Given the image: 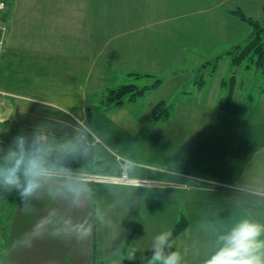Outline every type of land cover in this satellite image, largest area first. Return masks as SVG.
Here are the masks:
<instances>
[{"label": "crops", "instance_id": "1", "mask_svg": "<svg viewBox=\"0 0 264 264\" xmlns=\"http://www.w3.org/2000/svg\"><path fill=\"white\" fill-rule=\"evenodd\" d=\"M8 2V9L0 14V23L6 28L4 34L0 31V140L18 135L32 138L35 131L47 136L53 129L66 140L82 141L81 148L89 146L94 154H100L101 149L97 145L105 141L106 144L103 143L114 159V162L108 161L114 175L126 173L133 179L151 180L155 184L133 186L100 182V186H107L111 191H132L135 195H142V189H153L161 194L163 192L160 201L177 202L179 193L206 192L210 190L208 185L213 183L218 186L215 192L231 196L225 208L231 227L243 219L264 223V118L259 120L255 109H249L255 103L252 95L242 99L248 109L243 107L232 117L228 116L232 114L237 98H240L241 88L234 89L231 101L223 108H218L217 104L227 90L221 88L220 82L218 88H192L181 95L176 94L172 99L162 97L160 100H173V107L165 122L152 120L149 108L148 121L161 124L154 131L143 127L140 117L136 122L137 119L130 115L123 120L108 116L106 132L99 127L92 130L96 119L102 115L107 117L111 110L123 108L125 104L106 110L100 103L101 107L94 111L89 107L92 104L90 97L96 96L100 90L103 94L106 89L115 88L118 77L123 81L131 79L128 73L141 72L131 69L130 62L134 61L132 53L141 58L142 72H150L147 71L150 70L147 64L153 61L144 55L140 57L141 52H137L140 49L136 45H154L155 42L152 44L141 38L124 37L123 34L115 37L116 25L112 14L142 13V28H158L156 25L163 23L164 19L154 14L164 12L162 0ZM247 3L254 4L261 13L264 0H207L206 4L196 8L191 5L187 8L190 12H180L171 7L169 10L175 12H166L170 14L166 18H182L193 12L207 14L208 19L213 14L214 18H218V23L211 27L217 36L215 40L224 45L228 39L236 38L234 29L242 24L238 20L228 24L226 13L234 8L243 11ZM147 14L153 16L147 20ZM122 23L120 18L119 28L124 27ZM209 25L205 21L201 24L206 40L215 36L210 33L213 30H208ZM221 30L222 35H218ZM261 95L264 96V92ZM88 112L91 116L89 124H86ZM110 115L116 114L110 112ZM227 118H230V126L227 125ZM243 122L245 127L239 128L238 124ZM78 124L82 128H90L89 133ZM83 131L87 133L86 140L82 139ZM155 154L158 160H155ZM150 155L154 157V165H149L152 167L145 172L150 177L130 176V173L142 176V170H136L139 168H135L131 161H136L135 157H143L147 161ZM95 158L102 160L100 156ZM129 164L132 171L125 172ZM58 180L64 183L63 178H51L30 201L44 206L43 198L50 182L56 184ZM73 180L93 190L91 195L87 193L78 198L82 204L76 240L70 244H48L45 234H41V230L48 225L46 214L40 211L32 214L36 218L35 225L40 227L37 232L29 233L27 244H15L14 241L2 244L0 264H139L138 257H131L130 252L133 248L130 246L136 243V239H139L136 244H142V249L136 251L150 253L151 239L144 240L146 234L139 238L131 221L124 220L129 217L127 209L116 205L111 192H102L101 195L95 191V186L91 188L89 181L74 177ZM191 206L198 212L197 225L195 236L190 235L185 253L191 261L194 258L197 264H204L216 250L219 235L212 226L211 218L207 217L206 206L200 203H192ZM174 210L177 219L180 212L184 214L178 206ZM170 211L169 207L162 210V216H167ZM116 224H122V229L115 230ZM81 225L85 229L90 228L87 235L82 234ZM189 229L190 221L175 244ZM194 237H202L206 241H194ZM121 244H128L129 247L122 250ZM139 261L142 262V259Z\"/></svg>", "mask_w": 264, "mask_h": 264}, {"label": "rangeland", "instance_id": "2", "mask_svg": "<svg viewBox=\"0 0 264 264\" xmlns=\"http://www.w3.org/2000/svg\"><path fill=\"white\" fill-rule=\"evenodd\" d=\"M9 0H0L3 3V7L0 9V14L4 13L5 10L8 9ZM161 8L164 12L154 14L160 19H164L163 23L156 25L158 28L148 27L142 28V21L144 18L142 17V13H133V12H116L113 15L114 23L116 28L114 30V36L117 37L123 34L124 37H130L132 39L141 38V40L146 42H152L154 45H136L138 47L137 52H141L139 55L146 56V58L152 59L153 61L147 64L148 73L142 72V60L138 57H132L134 60L130 62L132 68L135 71L141 72H130V73H139V74H149L154 77L160 78L162 82L160 83L158 90L152 92H148L144 95V97L136 100L135 103H124L123 108H117L115 110H111L116 114L115 116L110 115L108 113L107 117L102 115L100 119H96L95 125H93L92 130L95 131V128L99 127L101 130L106 132L108 130L107 123L109 122L110 117L116 118V120H123L126 116L130 115L132 118H136V122H138L139 117L143 127H150L152 131L157 126L161 124L152 123L148 121L149 118V108L155 104L162 97H170L172 99L176 94L181 95L183 92L191 91L192 88H218L219 82L221 84V88H241L239 91V97L237 98V102L233 105L232 114L229 113L228 116L235 115L236 112L246 107L244 103H242V99L245 98L246 95H252L253 103L249 109H255V113L258 115V119L261 120L264 118V96L261 93L264 92V73H261L259 69H257L254 65H249L246 67V60H243L240 64L231 66V56L228 55V51H230L234 46L239 43L245 41L248 35L251 32V27L232 15L229 10L227 14V23L232 20H238L242 22L240 27H236L234 29V33L236 32V38L228 39L227 43L224 45L222 43L218 44V40L216 33L211 27H214V23L217 24L218 18H214L213 14L209 15V18L206 19L207 14L203 13H193L186 15L182 18L172 19L166 18L170 16V14L166 12H175V10L171 11L169 8H175L180 12L189 11L187 8L194 5L196 8L197 5L206 4L207 0H162ZM133 4V3H132ZM131 7V6H130ZM244 14L248 17H251L255 20L262 21V13H260L259 8H256L254 4L247 3L244 5ZM168 9V10H166ZM235 9V8H234ZM166 10V11H165ZM233 10V9H232ZM190 12V11H189ZM176 15V14H172ZM203 15L205 17H203ZM150 16L153 14H147V20L150 19ZM120 18L123 19L124 27H118ZM208 22L209 29L213 30L210 32L215 36L209 37V40H206L207 36H204V28L201 27L203 22ZM143 22V23H142ZM211 28V29H210ZM5 24L0 23V31L4 34L5 32ZM207 30V32H208ZM217 32V31H216ZM233 33V34H234ZM222 35V30L218 32V35ZM211 40V41H210ZM211 42V43H210ZM239 42L238 44H235ZM235 44V45H233ZM215 56L217 60L214 68L212 67L211 62L214 60ZM219 57H223L224 59ZM210 58V59H208ZM136 59V60H135ZM208 59V60H207ZM138 60H141L138 61ZM213 68V71H212ZM155 71V72H153ZM233 74V79L230 80ZM197 79L195 81V77ZM118 84H115L116 87L120 85L134 83L139 86L143 84L151 83L150 80L141 79L134 80L131 79L120 80V77L117 79ZM193 81L195 82L193 84ZM233 94V93H232ZM103 94L100 92L95 96L90 97V101L92 102L89 107L96 111L97 108H100V99ZM168 104L173 107V100H166ZM248 103V102H247ZM246 103V104H247ZM251 105V104H247ZM256 106V107H255ZM248 109V107H246ZM101 110V109H100ZM148 118V119H147ZM227 125L230 126V118H227ZM83 126H85V122H82ZM244 122L238 124V127H245ZM79 125V124H78ZM80 126V125H79ZM236 126V125H235ZM81 127V126H80ZM82 128V127H81ZM83 130H87L89 133V129L82 128ZM98 129V128H97ZM239 131V130H236ZM51 134H48V140L55 146H59L64 144L66 141V137H60L61 134L57 130H51ZM62 133V132H60ZM82 133V132H81ZM80 133V135H81ZM84 133V131H83ZM83 135H86L85 132ZM15 137H4L0 140V158L8 151L10 147L13 146V141ZM29 140L31 139L30 137ZM75 139V138H71ZM80 139V138H76ZM105 143V141H103ZM97 145L100 148V154L97 152L94 154V158L100 156V159L103 160L104 163H109L108 161H113V157L107 151L106 143ZM102 147H101V146ZM82 149V148H81ZM97 148H95L96 151ZM98 159V158H97ZM136 161H131L135 168H139L136 170H142V176L135 175L130 173V176L136 178H146L150 177L145 174V172H149L147 168H151L154 165V157L149 156L147 161L144 158H136ZM155 160H158L155 154ZM152 172V169H150ZM81 170H71V172H80ZM53 178H61V177H53ZM152 179V178H151ZM53 180V179H52ZM151 184H155L154 181H151ZM103 183V182H102ZM106 183V182H104ZM57 185V186H56ZM62 182L58 180L56 184L50 182L47 191L44 196V206L34 204L29 201L27 204L22 202L18 193L15 191L8 193L0 191V249L2 244H7V242L14 241L15 244H27L28 237L30 232H37V226L35 225L36 218L32 216V214L38 212H45V220L47 222V226L45 229L41 230V234H45V239H47L48 244H62V243H72L76 239V235L78 232V218L79 211L81 210V204L78 200L79 197H75L72 193L65 194L66 190L62 187ZM208 185L209 189L206 192H184L179 193L175 201L177 202H163L160 201V198L163 196V192L153 190V189H142V195H135L134 192H125L121 189L109 190L107 186H95V191H98L101 195L103 193L111 192L114 195V199L117 206H125L127 209L129 217H126L124 220L127 222L131 221L132 228L136 230V233L140 236L146 234L144 240H150L153 243L151 246L150 253L141 254L137 252V249H142V244H136L139 242V239H136V243L131 244V257H138V263L149 264V261L153 256V247L155 243V237L160 235L162 232H167L174 223L173 221L177 219L175 216V207L178 206L180 211H183L188 220L190 221V229L188 233H185L181 239H179V243L175 244L176 252L181 255V264H197L193 258L188 257L187 252L185 253V248L187 247V242H189L190 235L195 236V227L196 217L198 212L194 211V207L191 206L192 203H200L206 206V214L207 217L216 218L217 212L224 210L231 196L227 194H223L219 191H214L218 186ZM86 186V185H85ZM185 187V186H184ZM93 190L89 192L91 195ZM92 200V196L90 197ZM101 200V199H100ZM42 203V202H41ZM170 208L171 211L167 212V216H162L161 211L167 210ZM172 207V208H171ZM34 217V219H33ZM123 219H120L122 221ZM161 222V223H160ZM160 223V224H159ZM163 223V224H162ZM166 223V224H165ZM168 225V226H166ZM122 229V224H116L115 230ZM147 232V233H146ZM12 239L10 240V238ZM150 238V239H149ZM143 240V239H142ZM206 241L205 238L202 237H194V241ZM143 243V241H142ZM183 243V244H182ZM195 243V242H194ZM193 243V244H194ZM128 245V244H127ZM126 244H121L122 250L127 249ZM125 247V248H124ZM25 253V251H24ZM27 253V252H26ZM118 257V256H116ZM60 261L63 256L60 257ZM142 259V262L139 260ZM159 264V262H157Z\"/></svg>", "mask_w": 264, "mask_h": 264}, {"label": "clouds", "instance_id": "3", "mask_svg": "<svg viewBox=\"0 0 264 264\" xmlns=\"http://www.w3.org/2000/svg\"><path fill=\"white\" fill-rule=\"evenodd\" d=\"M81 144L82 141L71 140L55 146L40 131H35L30 140L24 135L16 136L13 146L0 158V191H15L22 202L27 204L51 178L61 177L64 181L61 187L64 190L75 197L84 196L90 189L75 182L71 169L63 166L67 155H75L81 151L87 155V149H81ZM54 153L57 154L55 157ZM124 171L131 172L132 165H127ZM129 183H134L131 177ZM39 227L40 225H37V228ZM80 227L83 235L90 232V228L85 229L82 225ZM171 235L169 231L155 237L153 256L149 264H181L180 253L164 254V246ZM262 237L264 223L243 219L218 237L216 250L204 264H264Z\"/></svg>", "mask_w": 264, "mask_h": 264}, {"label": "trees", "instance_id": "4", "mask_svg": "<svg viewBox=\"0 0 264 264\" xmlns=\"http://www.w3.org/2000/svg\"><path fill=\"white\" fill-rule=\"evenodd\" d=\"M229 12L240 19L241 21L247 23L251 27V32L245 41L241 42L234 46L228 55L231 56V66L232 68L240 64L243 60H246V67L249 65H254L257 69L264 73V3L261 6L262 21L255 20L251 17H248L240 8H235L229 10ZM217 58H215L211 64L214 68ZM212 68V71H213ZM134 80L152 79L151 83L143 84L139 86L134 83L120 85L115 88L106 89L103 92V96L100 100L101 105L106 109L110 110L115 107H120L126 102H133L137 99L144 97V95L155 88H157L162 80L160 78L154 77L149 74H139V73H128ZM233 74L230 77L233 79ZM197 76L195 77V81ZM195 82L193 81V84ZM185 93V92H183ZM233 93V88H228L226 95L219 100L217 107L223 108L228 105L231 101ZM182 94V93H181ZM172 105L168 104L165 100H159L150 107L151 119L154 121L165 122L169 119L171 114ZM91 114L88 112L86 118V124H89V118ZM83 140H86V135H83ZM87 149V155H84L81 151L75 155H67L63 160V166L71 170H81L80 172L94 174V175H113L112 168L104 163L102 160L94 158L93 150L87 146L82 149ZM57 155L54 153V157ZM91 185V188L94 189V186L99 185L100 182H88ZM211 223L216 233L220 236L224 234L227 230L231 228L229 224L228 212L227 209L217 212L216 218H211ZM189 225L188 219L185 215L180 212L177 221L172 225V227L167 231L171 232L172 235L169 238L168 243L164 246V254L168 255L171 252H176L175 241L176 238L184 232ZM128 239L126 240V243ZM127 245V244H126ZM125 248V247H124Z\"/></svg>", "mask_w": 264, "mask_h": 264}, {"label": "built area", "instance_id": "5", "mask_svg": "<svg viewBox=\"0 0 264 264\" xmlns=\"http://www.w3.org/2000/svg\"><path fill=\"white\" fill-rule=\"evenodd\" d=\"M3 3L0 2V9L3 7ZM72 177L74 178H83L82 180L92 181V182H108L113 184H125V185H133V186H147L150 185L151 182L148 180L141 179H133L134 183H129V178L126 173H121L119 175H94L88 174L84 172H71Z\"/></svg>", "mask_w": 264, "mask_h": 264}]
</instances>
